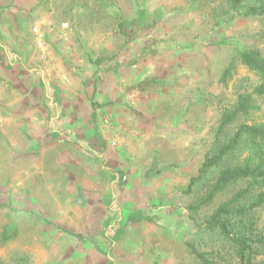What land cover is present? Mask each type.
Returning <instances> with one entry per match:
<instances>
[{"label": "rangeland", "instance_id": "1", "mask_svg": "<svg viewBox=\"0 0 264 264\" xmlns=\"http://www.w3.org/2000/svg\"><path fill=\"white\" fill-rule=\"evenodd\" d=\"M224 1L0 0L1 260L201 264L193 242L238 264L204 224L238 185L188 208L215 179L188 191L221 113L260 82L234 56L264 51V23L221 21ZM251 217L264 229V207Z\"/></svg>", "mask_w": 264, "mask_h": 264}, {"label": "trees", "instance_id": "2", "mask_svg": "<svg viewBox=\"0 0 264 264\" xmlns=\"http://www.w3.org/2000/svg\"><path fill=\"white\" fill-rule=\"evenodd\" d=\"M218 10L221 21L255 17L264 23V0H225ZM234 57L254 70L260 82L250 94L238 95L235 104L221 113L214 146L205 152L196 175L189 180L188 191L213 168L217 170L215 179L206 194L188 208L195 220L197 210L211 204L218 193L238 185L230 198L217 204L204 218V224L217 230L231 245L238 264H257V255L264 256V229L255 226L251 214L264 207V119L249 116L258 109L251 95H264V51L255 47L237 49ZM233 70L230 62L222 71L220 81L226 82ZM239 118L242 119L236 122ZM234 123L233 132L226 136ZM186 245L201 264H216L193 242ZM0 264L7 263L0 259Z\"/></svg>", "mask_w": 264, "mask_h": 264}, {"label": "crops", "instance_id": "3", "mask_svg": "<svg viewBox=\"0 0 264 264\" xmlns=\"http://www.w3.org/2000/svg\"><path fill=\"white\" fill-rule=\"evenodd\" d=\"M1 68H3V67L1 66ZM1 68H0V69H1ZM3 69L7 70V68H3ZM3 72H4V74H3V75H5V74H6V71H3ZM0 74H1V72H0ZM53 134H56V131H55V130L53 131ZM88 139H91V137H90V138H88Z\"/></svg>", "mask_w": 264, "mask_h": 264}]
</instances>
